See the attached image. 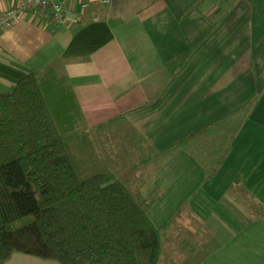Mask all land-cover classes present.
<instances>
[{
	"label": "crops",
	"instance_id": "1",
	"mask_svg": "<svg viewBox=\"0 0 264 264\" xmlns=\"http://www.w3.org/2000/svg\"><path fill=\"white\" fill-rule=\"evenodd\" d=\"M79 1L61 24L41 11L0 33V92L52 66L88 128L124 114L158 150L218 125L230 153L213 177L182 150L131 174L158 194L159 264H264V0H110L95 17Z\"/></svg>",
	"mask_w": 264,
	"mask_h": 264
},
{
	"label": "trees",
	"instance_id": "2",
	"mask_svg": "<svg viewBox=\"0 0 264 264\" xmlns=\"http://www.w3.org/2000/svg\"><path fill=\"white\" fill-rule=\"evenodd\" d=\"M179 150L209 179L230 138L212 125L158 150L124 114L88 128L65 77L52 66L28 72L0 92V264L14 253L59 264H159L160 229L148 216L158 194L134 192L131 174Z\"/></svg>",
	"mask_w": 264,
	"mask_h": 264
},
{
	"label": "built area",
	"instance_id": "3",
	"mask_svg": "<svg viewBox=\"0 0 264 264\" xmlns=\"http://www.w3.org/2000/svg\"><path fill=\"white\" fill-rule=\"evenodd\" d=\"M15 6L0 13V33L10 28L22 15L47 11L51 21L61 24L73 0H14ZM110 0H81L78 2L79 10L86 9L90 15H98L103 6Z\"/></svg>",
	"mask_w": 264,
	"mask_h": 264
},
{
	"label": "rangeland",
	"instance_id": "4",
	"mask_svg": "<svg viewBox=\"0 0 264 264\" xmlns=\"http://www.w3.org/2000/svg\"><path fill=\"white\" fill-rule=\"evenodd\" d=\"M131 188H132V190L135 192V190H136V186H135V185L133 186V182H132V187H131ZM162 259H164V257H163ZM164 260H165V259H164ZM162 261H163V260H162Z\"/></svg>",
	"mask_w": 264,
	"mask_h": 264
}]
</instances>
